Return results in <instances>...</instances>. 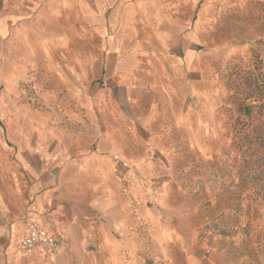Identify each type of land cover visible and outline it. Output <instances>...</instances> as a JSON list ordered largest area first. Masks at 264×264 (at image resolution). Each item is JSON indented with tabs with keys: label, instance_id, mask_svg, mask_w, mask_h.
Listing matches in <instances>:
<instances>
[{
	"label": "rangeland",
	"instance_id": "obj_1",
	"mask_svg": "<svg viewBox=\"0 0 264 264\" xmlns=\"http://www.w3.org/2000/svg\"><path fill=\"white\" fill-rule=\"evenodd\" d=\"M152 5L119 57L0 0V264H264V0ZM33 211L51 255L20 249Z\"/></svg>",
	"mask_w": 264,
	"mask_h": 264
},
{
	"label": "crops",
	"instance_id": "obj_2",
	"mask_svg": "<svg viewBox=\"0 0 264 264\" xmlns=\"http://www.w3.org/2000/svg\"><path fill=\"white\" fill-rule=\"evenodd\" d=\"M55 2L63 6L64 9L71 11V13L79 11L81 14H84L87 20L95 25L98 32L103 35L105 45L109 50L108 54L110 53L119 57L123 54L125 41L132 38L133 33H136L137 26L153 11V0H55ZM122 61L118 62L119 67L127 64L126 61ZM64 173L55 178L59 184L69 181L76 182V180L71 179ZM42 182H45V180H42L41 184L36 181L34 182L30 192L33 198H35L34 196L39 188H43V186L50 188V180H47L43 185ZM48 197L49 193H42L35 199L34 208L37 209L42 206ZM34 212H31V217L35 216L32 218L40 220L43 227L52 233L49 226L46 225V221ZM22 226V224L16 226V229L18 227L21 229ZM35 253L27 255V257L35 256Z\"/></svg>",
	"mask_w": 264,
	"mask_h": 264
},
{
	"label": "built area",
	"instance_id": "obj_3",
	"mask_svg": "<svg viewBox=\"0 0 264 264\" xmlns=\"http://www.w3.org/2000/svg\"><path fill=\"white\" fill-rule=\"evenodd\" d=\"M19 246L25 255L38 252L48 256L58 249L59 239L41 224L32 221L20 235Z\"/></svg>",
	"mask_w": 264,
	"mask_h": 264
},
{
	"label": "bare ground",
	"instance_id": "obj_4",
	"mask_svg": "<svg viewBox=\"0 0 264 264\" xmlns=\"http://www.w3.org/2000/svg\"><path fill=\"white\" fill-rule=\"evenodd\" d=\"M41 224V223H40ZM42 225V224H41ZM43 226V225H42Z\"/></svg>",
	"mask_w": 264,
	"mask_h": 264
}]
</instances>
